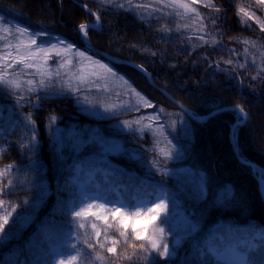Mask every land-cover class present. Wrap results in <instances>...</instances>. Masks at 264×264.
Here are the masks:
<instances>
[{
    "label": "trees",
    "instance_id": "obj_1",
    "mask_svg": "<svg viewBox=\"0 0 264 264\" xmlns=\"http://www.w3.org/2000/svg\"><path fill=\"white\" fill-rule=\"evenodd\" d=\"M81 1L93 11H98V6L93 1ZM245 2L246 0H235V3H230L229 0H215V3L225 10L214 14L222 18L224 51H220L219 46H205L197 48L189 55L191 46L187 40L178 38L177 33L172 32L165 36V39H160L164 34L157 31V28L167 22L164 18L153 19L151 26H148L147 21L142 23L128 12H111L107 9H100L102 28L90 31L88 38L100 49L145 66L155 82L196 114H206L225 105L243 107L248 120L246 123L234 125L233 128L237 152L244 160L264 168V81L252 80L254 72H233L224 64H221V67L227 69V72H220L215 68L217 61L229 57L227 49L242 50L244 47L235 43L234 37L256 39L258 36H264L259 33L257 25L252 24L251 29H242L238 23L237 5ZM61 4L74 9L73 13H69L73 16L71 24H65L66 28H70H65L64 32L60 31L61 19L55 18V9ZM23 7L25 4L19 0H0V15L13 24L18 23L31 30L43 28L52 34L53 39L61 36L84 50L77 27L85 22H94L95 18L83 7L72 0H44L39 9L33 12H25ZM201 11L208 12L207 9ZM257 14L262 15L260 12ZM219 30L218 27L217 31ZM145 47L157 52V55L152 56L150 52L142 51ZM99 58L124 75L133 87L156 107H140L138 111L128 110L98 116L84 109L75 95L48 92L30 94L33 95L32 103L21 106L15 94L0 89V147L8 149L0 157V168L10 163L17 166L13 170V176L17 180L15 195L6 199L19 203L26 199L29 201V205L17 209V212L28 218L17 238L0 247V264H5V261L7 264L14 262L18 250L22 247L26 255L19 256V259L27 262L48 259L49 244L60 246L72 227L71 218L66 215L53 216L52 212L58 203V197L65 201L71 198L69 193L61 191V186L66 179H72L73 176L79 187L85 184L96 193L98 188L99 194L109 199L127 200L136 195L144 196L160 184L176 196L173 176L169 173L162 176L152 164L153 159H158L156 153L147 150L153 147L152 136L145 133L141 139L139 133L121 126L124 121L137 119L147 112L160 115L169 139L177 146L176 158L167 162V170L181 168L197 172L206 184L204 202L193 203V200L179 199L176 196L177 207L182 209L188 219L197 222L198 229L193 237L188 238L177 249L174 264H200L194 245L203 243L207 233L216 225L225 229L221 237L224 244L235 242L236 247L244 251L248 264H264V239L260 236L261 231H264V202L255 175L248 164L237 159L228 136L231 124L238 119L236 111L225 109L212 114L204 121H194L170 100L162 99L149 85L145 76L134 67L110 63ZM36 95L42 97L39 110L32 107V104L37 103ZM160 108L165 111L159 113ZM29 112L33 113L36 122L35 135L38 144L34 152L21 148V143H28L32 134L30 130H26L23 123ZM52 116L56 117L54 124L50 123L49 118ZM178 117L188 120L187 133L184 136L180 134V128L172 130L168 124ZM80 126H93L105 136L118 138L122 142V149L116 154L106 156L109 163L94 159L100 154L97 143L80 144L81 137L73 142L61 137L60 132L63 133L66 128L78 129ZM217 131L219 133L216 138L218 137L220 143L215 149L210 138ZM132 153L138 154L137 160L129 158ZM73 166L80 171L70 175ZM227 166L234 168L236 173L224 172ZM90 171H93L99 184L96 185L92 180L85 182ZM257 171L259 174V169ZM129 177L134 179V184H129ZM41 195L42 199H38ZM33 202H36L35 209L31 207ZM169 208L172 209L171 204ZM194 210L196 214L193 217ZM90 221H94L102 233L107 227L102 221H95L94 218ZM146 222L160 223L159 220ZM109 223L113 228L108 229V234L119 240L116 247L120 258L115 260L114 264H140L139 246L145 241L130 238L125 243L124 239L119 237L118 223L113 221L111 216ZM142 227L143 225L137 224L138 229ZM169 227L173 232H168ZM186 228L187 225L184 228H176L172 223L165 226L166 242L171 246L174 237L183 236ZM229 228L231 232L227 231ZM131 244H135L136 248L133 249ZM134 251L136 255L131 261L124 258L132 256ZM106 259L111 261L112 255L107 254ZM161 264L164 262L161 261Z\"/></svg>",
    "mask_w": 264,
    "mask_h": 264
},
{
    "label": "snow or ice",
    "instance_id": "obj_2",
    "mask_svg": "<svg viewBox=\"0 0 264 264\" xmlns=\"http://www.w3.org/2000/svg\"><path fill=\"white\" fill-rule=\"evenodd\" d=\"M93 2L98 6L96 12L88 8L86 4L81 5L89 15L95 17L94 24L82 23L79 25V34L85 40L90 31L102 28L100 9H107L111 12H128L140 19L142 23L147 21L148 26H151L153 19L170 18L175 27H171L169 22L160 25L157 31L164 34L160 39H165V36L172 32L177 33L178 38L187 40L191 46L189 55L197 48L205 46L212 48L219 46L220 51L225 50L222 18L219 15H214L225 10L221 9L215 0H144V2L141 0H93ZM229 2L235 3V0H229ZM201 9H207L208 12L205 13ZM258 12L262 15H258ZM237 17L242 29H251L252 24H255L258 26L259 33L264 34V0H246L245 3L237 5ZM218 27L219 31H217ZM233 40L244 47L242 50L227 49L229 57L217 61L215 63L216 70L227 72V69L221 67V64H224L233 72L238 70L254 72L255 75L251 76L252 80L264 81V36H258L256 39L234 37ZM250 49H256L259 52V62L257 57L250 53ZM142 51L150 52L152 56L157 55V52L146 47ZM204 58L207 59L206 56ZM135 67L146 72L140 65H135ZM62 75L67 77L66 81L62 79ZM55 80L60 81L62 88L73 93H78L82 89H94L98 92L115 95L117 99L125 96L129 100L132 98L137 100L136 104L130 102L105 104L103 105L105 112L115 114L121 110L138 111L140 107H156L109 63L95 59L86 50H80L61 36H56L53 39L52 34L43 28L31 30L18 23L13 24L0 15V89H6L15 94L20 105L24 106L25 103H32L33 95L30 94L46 91ZM117 83L119 90L114 91L112 85ZM240 83L242 85L243 80ZM74 84L75 86H73ZM35 99L37 103L32 104V107L39 110V101L42 97L36 95ZM84 99L91 103L87 96ZM180 107L190 118L200 119L196 113L183 109V105ZM164 111L163 108L159 109V113ZM237 112V123H246L248 117L244 108L237 106ZM49 119L50 123L56 122L55 116ZM160 119L159 114L146 115L131 121L126 120L123 125L129 131L139 133L141 139L145 133L152 136L153 147L147 150L156 153L158 157V159H153L152 164L159 174L167 176V162L176 158L178 149L173 140L169 139L167 130L160 123ZM23 123L26 130H30L32 134L28 143H21V148L28 152H34L38 140L35 135L36 122L32 112L28 113ZM175 123V121L172 122L173 128H175ZM85 143L104 144L102 139L89 140ZM161 144L164 146L161 147ZM112 150V147H104L105 154ZM7 151V148L0 147V157ZM129 158L137 160L138 154L132 153ZM16 167L15 164L10 163L0 168V247L6 246L17 238L24 221L28 218L21 212H17L18 208L29 205L27 199L22 203L6 199L15 195L17 180L13 176V170ZM79 171V168L73 166L70 169V175ZM261 179L264 180V170L261 171ZM134 183V179L129 177V184ZM61 191L69 193L71 198L65 201L58 197V203L54 207L52 215H66L71 218L72 227L67 232L66 238L60 246L48 245V259L27 262L21 260L19 256L26 255L25 249L22 247L18 250L17 259L13 264H114L115 260L120 258L116 247L119 240L108 234V229L113 228V225L109 223V216L118 223L119 237H122L125 243L130 238L136 241H145L139 246L140 264H161V261L164 264H174L177 249L197 233V222L186 218L185 234L175 236L171 246L169 242H166L165 226L170 225L177 214L175 211L177 200L176 196L169 192L163 184L157 185L152 192L144 196L136 195L127 200L109 199L100 195L98 188L96 195H89L79 187L73 176L72 179L65 180ZM187 192L193 203L204 202L206 192L204 178L201 177L196 188L187 189ZM38 199H42V195ZM170 204L172 205L171 212ZM31 207L35 209L36 202H33ZM195 214L194 210L193 217ZM89 217H93L95 221H102L107 226L103 233L94 221L88 220ZM117 218L119 219L117 220ZM157 220L160 223H148L140 229L137 228V224L140 222ZM129 221L130 223H128ZM224 231L223 226H218L209 233L203 243L194 245V251L200 264H248L245 254L238 247L233 248L230 244L227 246L224 244L221 238ZM227 231L231 232L232 230L229 228ZM168 232H173V229L169 227ZM102 236L103 239H101ZM260 236L264 239V231H261ZM130 246L133 249L136 248L135 244ZM107 254L112 255L111 261L106 259ZM135 255L134 251L132 256L124 258L131 261Z\"/></svg>",
    "mask_w": 264,
    "mask_h": 264
},
{
    "label": "rangeland",
    "instance_id": "obj_3",
    "mask_svg": "<svg viewBox=\"0 0 264 264\" xmlns=\"http://www.w3.org/2000/svg\"><path fill=\"white\" fill-rule=\"evenodd\" d=\"M19 1L25 4V7L22 8L25 12H28V10L29 11L31 10L33 12L35 9H39L41 3L44 0H19ZM91 1H93V0H91ZM141 2H144V0H141ZM55 11H56V15H55L56 20L61 19V20H59L60 31H63L64 32V29L66 28L65 27L66 26L65 24L66 23L67 24H71V20L73 19V16H72V14L70 15L69 13H73L74 12V9H72V7H70L68 5L65 6V5H62L61 4V5H59L58 8L55 9ZM164 19L167 22H169V24H170L171 27H173V28L175 27V24L170 21V18L165 17ZM69 28L70 27H67L66 29H69ZM131 32L134 33L135 31H131ZM193 42L194 43H198L197 41H193ZM93 46L95 48H98L95 45H93ZM98 49H100V48H98ZM100 50L109 53L106 50H103V49H100ZM250 53L252 55H255L257 57L258 62H259V52L256 49H250ZM109 54H111V53H109ZM111 55H113V54H111ZM114 56H116V55H114ZM93 57L95 59H99L96 56H93ZM117 57H119V56H117ZM99 60H101V59H99ZM101 62H103V61H101ZM108 62H110V61H108ZM110 63H112V62H110ZM141 66H143V65H141ZM54 67L55 66L53 64V70H54ZM143 67L146 69L145 66H143ZM147 72L149 73L148 70H147ZM149 75H150V73H149ZM62 79H64L66 81L67 80V77L62 75ZM152 80H153V78H152ZM153 83L155 85H151V84H149V85L155 91H157V94L159 96H161L162 99L166 98L159 91V89L157 88V87H162V88H164V87L161 86L160 84H158L157 82H155L154 80H153ZM73 86H75V84ZM112 88H113L114 91L119 90L118 83L117 84H113L112 85ZM47 92L48 93H53V94L64 93V94L75 95L77 97L78 101H80V104H81V106L84 109H87L91 113H93L95 115H98V116H108V115H112L113 114L112 112H105L104 111L103 105H105V104L119 103V102H124V103H129L130 102L132 104H136L137 103V100L135 98H132L131 100H129L128 97L121 96L119 99H117V97L115 95H109V94H106V93H103V92H98V91H96L94 89H92V90H83L82 89L78 93L69 92L66 88H62L61 87V83H60L59 80H55L49 86V88L46 91H41V93H47ZM85 96L88 97V100L91 101V103L85 101V99H84ZM121 111H128V110H121ZM146 115H154V114L153 113H150V112H147V113H144L142 116H146ZM174 121L176 122L175 123V128H173L172 126H170L171 129L172 130H178V128H180V134L182 136L186 135V133H187V127H188V120L186 118H184V117H178V118L174 119ZM172 122H168V124L172 125ZM183 122H186V123H183ZM160 123L162 124L161 119H160ZM121 126L124 127L123 124H121ZM60 133H61V137L62 138L69 139L68 141H71V142H73L74 140L76 141L77 139H79L81 137L82 140H81L80 144L81 143H85V141H89L90 139L91 140H93V139L94 140H101L102 139L103 142H104V144L101 145V144H98L97 143L99 145V152H100V154H99V156L94 157V159L101 160V161H104L106 163H109L108 160L106 159V156H109L111 154H116V153H118L122 149V142H121V140H119L118 138L113 137V136H105V135L101 134L96 127H93V126L92 127H85V126L82 127V126H80L78 129H74L73 127H70V128H66L63 133L62 132H60ZM84 133H86L85 136H84ZM218 133H219V131L214 132L212 138H210L211 143L213 145V148H215V149L219 146V143H220V140L218 139V137L216 138V135H218ZM161 145L164 146L163 144H161ZM104 147H112L113 150L110 151V152H108L107 154H105L104 153ZM241 163H244V162H241ZM244 164H247V163H244ZM225 169H227L226 171H224L226 173L227 172H229V174L236 173V170L234 168H232L231 166H227ZM168 173L173 176V179H174L173 180V189L175 191V194H176L177 198H179V199L180 198H186L188 200H192L190 198L188 192H187V189H194V188H196L197 184L200 181L199 174L197 172H194V171H191V170H187V169H181V168H177L175 170L168 171ZM226 173H224V174H226ZM90 180H92L93 183H95L96 185L99 184V181L95 177V175L93 174V171L88 172V174L86 176V179H85V182H88ZM78 182H80V181H78ZM80 188L83 189L84 191L88 192L89 195H96L97 194L96 192L92 191L90 188L86 187L85 184L84 185H81ZM175 211H176L177 214L174 217V220L172 222V225L175 226L176 228H184V227H186V225H187V220H186L187 215L182 211L181 208L176 207ZM170 212H171V210H170ZM92 218L93 217H89L88 220L90 221V220H92ZM139 224L140 225H143V227H144L145 224H148V223L146 221H144V222H140ZM216 227H218V225L213 226L211 228V232L214 231ZM208 235H209V233H207V235L205 236V238ZM205 238H204V240H205ZM229 244L233 248H236L235 242H229L228 244H226V246L229 245ZM9 264H13V262L11 261V262H9Z\"/></svg>",
    "mask_w": 264,
    "mask_h": 264
},
{
    "label": "water",
    "instance_id": "obj_4",
    "mask_svg": "<svg viewBox=\"0 0 264 264\" xmlns=\"http://www.w3.org/2000/svg\"><path fill=\"white\" fill-rule=\"evenodd\" d=\"M78 5H85L83 2L79 1V0H74ZM82 7V6H81ZM88 7V6H87ZM89 8V7H88ZM85 24H88V23H85ZM78 34H79V31H78ZM79 37L80 39L82 40L83 42V47L85 50L91 52V53H94L112 63H121V64H125V65H128V66H131V67H134L135 69H137L138 71H140L139 68L135 67V65H140L132 60H129V59H126V58H122V57H117V56H114V55H111L107 52H104L98 48H95L91 42L88 40V39H83L82 36L79 34ZM141 66V65H140ZM143 67V66H142ZM144 68V67H143ZM145 69V68H144ZM146 70V69H145ZM147 79V82L151 85H155L153 83V80L151 78V76L149 75V73L145 71H140ZM159 89V91L167 98L169 99L172 103H174L180 110H182V108L180 107L181 105H183V109H187L188 112H192L187 106H185L183 103H181L180 101H178L176 98H174L166 89L162 88V87H157ZM225 109H235L237 110V106L236 105H225V106H221V107H218V108H215V109H212L211 111H209L208 113L206 114H203V115H199L197 114V116L200 118V119H192L194 121H204L206 120L210 115L209 113L214 114L218 111H221V110H225ZM183 111V110H182ZM184 112V111H183ZM185 113V112H184ZM193 113V112H192ZM189 117V116H188ZM190 118V117H189ZM237 123V120L230 126V129H229V140H230V143H231V146L233 148V151L237 157V159L241 162H244V163H247L250 167H251V171L252 173L255 175L256 173V168L258 167L254 162H250V161H246V160H243L239 154L237 153V150H236V145H235V142H234V138H233V126L234 124ZM259 169L264 170V168H260ZM257 181H258V186H259V191L261 193V197H262V200L264 201V187L262 186V181L259 177H257Z\"/></svg>",
    "mask_w": 264,
    "mask_h": 264
},
{
    "label": "bare ground",
    "instance_id": "obj_5",
    "mask_svg": "<svg viewBox=\"0 0 264 264\" xmlns=\"http://www.w3.org/2000/svg\"><path fill=\"white\" fill-rule=\"evenodd\" d=\"M174 97V96H173ZM262 186L264 187V180H262Z\"/></svg>",
    "mask_w": 264,
    "mask_h": 264
}]
</instances>
